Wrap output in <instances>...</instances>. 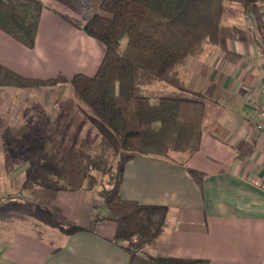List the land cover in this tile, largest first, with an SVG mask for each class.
I'll return each mask as SVG.
<instances>
[{"label": "crops", "instance_id": "0c3cea01", "mask_svg": "<svg viewBox=\"0 0 264 264\" xmlns=\"http://www.w3.org/2000/svg\"><path fill=\"white\" fill-rule=\"evenodd\" d=\"M259 51L264 52V8L251 13L249 21L242 15L223 19L218 42L205 45L180 71L184 89L205 98L197 153L183 164L138 156L124 165L120 188L124 199L169 209L163 233L146 247L150 254L210 264H264V133L255 129L256 107L264 103V58ZM103 54L101 43L48 10L41 15L33 49L0 31V64L23 77L92 76ZM67 89L73 93L71 85ZM19 91L0 87L3 120L17 121L12 112L23 102L31 105L30 111L40 105L18 98ZM32 113L26 122L40 118ZM18 115L24 119L23 113ZM84 121L93 127L85 117ZM190 170L199 174V181ZM16 175L10 173V178L14 188H20L25 174ZM34 195L21 194L48 206L59 220L82 227L99 217L95 209L103 207L89 190L56 194L40 190ZM114 229L115 223L107 219L97 221L91 231L71 236L44 225L0 223V264H129L127 254L111 241ZM57 239L58 245L53 241Z\"/></svg>", "mask_w": 264, "mask_h": 264}, {"label": "trees", "instance_id": "16d2710c", "mask_svg": "<svg viewBox=\"0 0 264 264\" xmlns=\"http://www.w3.org/2000/svg\"><path fill=\"white\" fill-rule=\"evenodd\" d=\"M56 2L84 10L85 18H71L50 9L43 0H0V31L33 49L41 15L50 10L103 45L95 73L37 79L0 64V87L41 88L69 82L79 111L100 135V142L94 155L76 156L29 126L10 130L11 144L22 151L29 166L20 193L0 197V223L17 222L31 228L44 225L71 236L91 231L97 221L107 219L115 223L111 241L127 254L129 264H210L146 251L163 233L169 209L124 199L120 195L123 167L138 156L183 164L197 153L205 98L184 89L180 71L205 45L218 42L223 19L242 15L249 20L251 13L264 8V0ZM259 54L264 58V52ZM160 85L162 90L155 89ZM189 174L200 180L197 172L190 170ZM97 175L107 177L106 185ZM36 190L52 194L93 191L108 215L96 217L85 227L63 222L48 206L21 196Z\"/></svg>", "mask_w": 264, "mask_h": 264}, {"label": "rangeland", "instance_id": "374dc122", "mask_svg": "<svg viewBox=\"0 0 264 264\" xmlns=\"http://www.w3.org/2000/svg\"><path fill=\"white\" fill-rule=\"evenodd\" d=\"M43 1L50 9L65 13L71 18H85V14L82 12L84 10L76 11L75 9L70 8L69 5L67 6L66 4L58 3L56 0ZM231 5L234 7L237 6L236 3H231ZM242 18L244 19L245 16H242ZM245 20L249 21L248 18ZM248 25L249 29L253 31L254 27L251 29V24L249 23ZM122 43L124 44V40ZM93 50L96 53L94 48ZM67 86H70V84L67 83ZM67 86L65 85L63 88L55 86L26 88L27 90L20 89L19 93L17 94L18 98L26 100L28 99L30 101L37 100L40 105L37 106L34 104V109L30 111L31 105H26V103L23 102V105L20 106L21 109L19 111L12 112V117L18 118L17 121L12 120L10 122L0 118V121H3L0 125V197L5 198L8 196H17L18 193H20V188H14L15 185H13L12 178H10V173H15L17 174L16 176L25 174L29 166L22 151L16 149V146L11 144V138L8 136V132L10 130L13 131L22 126H29L33 130L39 131L55 140L62 149L66 150V152H69L70 154L76 156L94 155L95 150L97 149V146L100 142V135L93 127L88 124V122L84 121V116H82V113L79 111V105L76 102L74 93L69 91ZM155 89L162 90V87L161 85L156 86ZM56 101H60L61 103L55 106ZM33 111L39 113L40 118L34 120L32 123L26 122V119L28 121V113L31 112L32 115ZM19 113L24 114V119H21V115H18ZM53 113L58 115V117L50 118L51 114ZM83 122H85V127L81 128ZM80 151L88 153L82 154ZM97 177L99 182H101L103 185H106L107 177H101L98 175ZM10 187L11 189L9 190ZM97 188H100L99 183ZM39 191L40 190L27 192L28 194L32 192L36 197L37 192ZM106 212L107 211L105 207L102 206L101 208L98 207L95 209V214L99 217L104 215ZM53 241H55V244L57 245L60 243L59 239Z\"/></svg>", "mask_w": 264, "mask_h": 264}, {"label": "built area", "instance_id": "2783aa9c", "mask_svg": "<svg viewBox=\"0 0 264 264\" xmlns=\"http://www.w3.org/2000/svg\"><path fill=\"white\" fill-rule=\"evenodd\" d=\"M261 81L264 84V71L261 74ZM256 113L259 122L256 124L255 129L258 132L264 133V103L257 105Z\"/></svg>", "mask_w": 264, "mask_h": 264}]
</instances>
